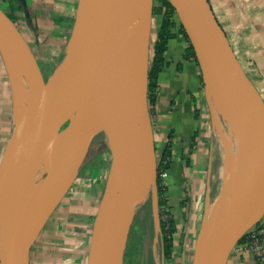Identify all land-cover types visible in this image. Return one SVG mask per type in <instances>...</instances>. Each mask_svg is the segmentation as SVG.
Instances as JSON below:
<instances>
[{
    "label": "water",
    "instance_id": "obj_1",
    "mask_svg": "<svg viewBox=\"0 0 264 264\" xmlns=\"http://www.w3.org/2000/svg\"><path fill=\"white\" fill-rule=\"evenodd\" d=\"M168 1L195 53L211 123L226 153L216 213L209 224L208 205L191 264H226L240 237L264 216V101L209 1ZM153 4L77 0L65 54L46 80L28 42L0 8V58L14 122L0 156V264H29L34 238L75 183L99 133L110 162L87 264H123L140 187L148 179L159 239L157 156L147 99ZM51 156L47 169L34 165Z\"/></svg>",
    "mask_w": 264,
    "mask_h": 264
},
{
    "label": "crops",
    "instance_id": "obj_2",
    "mask_svg": "<svg viewBox=\"0 0 264 264\" xmlns=\"http://www.w3.org/2000/svg\"><path fill=\"white\" fill-rule=\"evenodd\" d=\"M208 1L246 75L264 101V0ZM76 5L77 0H0V8L14 21L35 57L45 66H56L64 56ZM177 22L172 27L174 37L167 41L164 66L157 73L155 100L149 103V109L158 156L169 145L170 165L164 179L166 196L177 228L175 252L184 250L180 258L186 264L191 263L200 231L202 194L205 192L206 199L213 191L214 183L208 178L213 168L219 175L217 167L222 160L221 148H216L210 119L207 120L210 115L201 72L195 59L184 57L188 41L178 32ZM160 25L161 20L155 25L151 21L154 42L158 40ZM13 127L11 90L0 58V156ZM99 199L93 202L95 210H90L93 218ZM70 219L78 218L72 215ZM70 219L67 217L60 222L61 228H56L51 223L53 218H48L34 238L29 264H87L92 221L79 231L78 224L72 226ZM226 264L259 263L248 251L244 254L232 250Z\"/></svg>",
    "mask_w": 264,
    "mask_h": 264
},
{
    "label": "rangeland",
    "instance_id": "obj_3",
    "mask_svg": "<svg viewBox=\"0 0 264 264\" xmlns=\"http://www.w3.org/2000/svg\"><path fill=\"white\" fill-rule=\"evenodd\" d=\"M157 4V0H154ZM177 18V17H176ZM153 24L158 20H161V15L152 14ZM179 24V21L177 22ZM179 26V25H178ZM154 34L150 38V51H149V63L151 61V54L153 53L154 46ZM38 59V58H37ZM38 64L42 72H44L45 78H47L54 65L45 66L44 62L38 59ZM207 110V109H206ZM205 105L204 113L206 114ZM208 111V110H207ZM209 115V114H208ZM207 117V116H206ZM209 117V116H208ZM207 118V120H209ZM224 131L226 133L227 139L230 143H233V135L225 119H221ZM211 130L213 131L214 143H216V148L220 149L221 160L226 157V153L222 147L221 139L219 134L214 129L211 119H210ZM158 158V154L156 152ZM110 162V153L106 145V138L104 135L96 136L92 141L87 156L85 157L84 163L79 171L78 177L75 183L70 187L69 191L62 198L60 204L53 211L51 221L53 227L61 228L60 222L65 221L66 218L70 219L72 215L76 216L78 219L71 220L72 226L77 225V229L82 230V225L90 223L93 213L90 210L95 207L93 205L94 200H98L103 191L105 179L107 176L108 168ZM222 163L217 167L219 175H216V170L213 168L208 180L214 183L213 191L209 192L208 198L205 199V192L202 194V204H201V215H200V230L202 225H204V217L206 208L216 199L217 193L220 189V176H221ZM205 178V177H204ZM207 202V203H206ZM95 203V202H94ZM68 204H71L72 207ZM92 205L94 207H92ZM207 205V206H206ZM98 204L96 205L97 209ZM95 210V208H94ZM92 212V211H91ZM47 221V220H46ZM93 222V220H92ZM46 223V222H45ZM152 223V224H151ZM203 223V224H202ZM45 225V224H44ZM88 225V224H87ZM152 225V226H151ZM158 230V229H157ZM200 232V231H199ZM199 234V233H198ZM198 236V235H197ZM86 247H88V242H85ZM181 249H176L175 256L171 260L163 259L164 264H183L181 258L183 253ZM190 253V252H189ZM246 254V252H243ZM136 255V256H135ZM181 255V256H179ZM131 256L134 257L133 261L135 264H160L161 263V243L155 238V224L154 217L152 213V203L151 194L148 193L147 197L143 201H139L133 223L131 225L127 246L124 252L123 264H129V259ZM191 264V263H186Z\"/></svg>",
    "mask_w": 264,
    "mask_h": 264
},
{
    "label": "trees",
    "instance_id": "obj_4",
    "mask_svg": "<svg viewBox=\"0 0 264 264\" xmlns=\"http://www.w3.org/2000/svg\"><path fill=\"white\" fill-rule=\"evenodd\" d=\"M152 14L161 15V25L158 33V40L154 43L153 53L151 54V61L149 63L148 69V88H147V99L148 103H153L155 100V90L157 87L156 79L157 73L164 66V52L167 48V41L174 37L175 33L172 32V27L176 23V13L168 0H157V4H153ZM178 32L188 41L187 35L185 34L184 29L179 23ZM185 58H193L196 61L195 53L189 44L184 52ZM197 62V61H196ZM103 135L99 133L96 136ZM95 136V137H96ZM94 137V138H95ZM94 140V139H93ZM170 151L169 145L167 144L166 148L157 158V180H156V192H157V204H158V214H159V242L161 243V253L163 259L171 260L175 256V243L174 237L177 232V228L174 222L173 217L170 212L166 213V218H164V209L168 208V199L166 196L167 185L159 174L161 171L168 169L170 165L169 161ZM93 217L91 218L92 221ZM260 222V221H259ZM256 223V225L259 224ZM152 224V223H151ZM152 226V225H151ZM250 229H248L239 239L238 243L243 242L247 236ZM136 256V255H135ZM134 256V257H135ZM129 259V264H135L133 258Z\"/></svg>",
    "mask_w": 264,
    "mask_h": 264
},
{
    "label": "built area",
    "instance_id": "obj_5",
    "mask_svg": "<svg viewBox=\"0 0 264 264\" xmlns=\"http://www.w3.org/2000/svg\"><path fill=\"white\" fill-rule=\"evenodd\" d=\"M159 176L162 179H165L168 176L167 169L161 171ZM164 210V218H166V213H168L169 210L168 208H165ZM233 250L239 252L248 251L259 264H264V216L258 225L255 224L250 228L245 240L237 243Z\"/></svg>",
    "mask_w": 264,
    "mask_h": 264
},
{
    "label": "bare ground",
    "instance_id": "obj_6",
    "mask_svg": "<svg viewBox=\"0 0 264 264\" xmlns=\"http://www.w3.org/2000/svg\"><path fill=\"white\" fill-rule=\"evenodd\" d=\"M53 161V156L51 157H45V158H42L41 160L37 161L34 163V165L37 166V168H39V170H45L47 169L50 164L52 163ZM150 187V182H149V179L146 180L145 182L142 183L141 187H140V191H139V201H143L146 199L147 195H148V189ZM217 200L215 199L214 202H212L210 205H209V210L208 212H210V222L209 224L212 223V220L215 216V213H216V207H217ZM210 226V225H209Z\"/></svg>",
    "mask_w": 264,
    "mask_h": 264
},
{
    "label": "flooded vegetation",
    "instance_id": "obj_7",
    "mask_svg": "<svg viewBox=\"0 0 264 264\" xmlns=\"http://www.w3.org/2000/svg\"><path fill=\"white\" fill-rule=\"evenodd\" d=\"M37 59V58H36ZM37 62H38V59H37ZM39 65V64H38ZM42 74H43V77H44V79L46 80L47 78H45V76H44V72H42Z\"/></svg>",
    "mask_w": 264,
    "mask_h": 264
}]
</instances>
